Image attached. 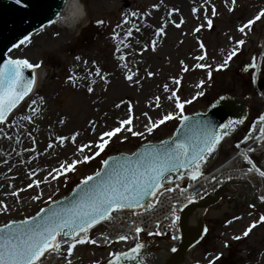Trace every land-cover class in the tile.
I'll use <instances>...</instances> for the list:
<instances>
[{
    "label": "rangeland",
    "instance_id": "obj_1",
    "mask_svg": "<svg viewBox=\"0 0 264 264\" xmlns=\"http://www.w3.org/2000/svg\"><path fill=\"white\" fill-rule=\"evenodd\" d=\"M186 2L82 0L87 16L76 29L50 26L14 51L15 58L27 60L37 69L39 82L30 99L0 125V206L9 209L0 211V226L34 216L47 203L67 195L79 180L98 172L109 155L131 153L141 143L170 136L181 121L173 118L160 124L167 113L205 111L223 94L240 96L250 82L264 78V16L245 33L238 31L244 22L264 12V0ZM205 17L212 20L211 28ZM161 28L163 32L158 31ZM239 39L245 43L236 45ZM234 48L238 51L228 66L217 70ZM201 55L203 60L196 59ZM97 68L100 75L95 74ZM86 71L95 83L91 80L83 86L76 79L83 80ZM201 91L204 95L198 96ZM253 96L256 116L247 122L244 132L264 107L261 95ZM33 99L35 105H31ZM176 103L183 104V109L176 108ZM24 116H33V120H22ZM125 119H131L133 131L144 135L133 137L122 131L99 156L84 161V155H92V151L85 148L80 152L79 147L92 143L94 151L99 135ZM151 121L156 127L148 133L145 125L152 126ZM75 133L79 136L73 143ZM65 164L71 166L62 167ZM49 172L57 178L53 180ZM36 195L40 198L33 200ZM262 216L264 211L252 210L239 199L221 200L203 216L206 234L188 259L193 264H264ZM253 224L256 226L244 236ZM236 236L240 239H234ZM145 243L153 252L163 250L160 243ZM75 257L74 264H88L98 255L80 248Z\"/></svg>",
    "mask_w": 264,
    "mask_h": 264
},
{
    "label": "snow or ice",
    "instance_id": "obj_2",
    "mask_svg": "<svg viewBox=\"0 0 264 264\" xmlns=\"http://www.w3.org/2000/svg\"><path fill=\"white\" fill-rule=\"evenodd\" d=\"M16 5H25L27 0H13ZM235 0H233V3ZM231 10V9H230ZM51 14V9L48 10ZM215 12L213 11V15ZM264 16V12H260L253 19L244 22L238 29L240 33H245L257 20ZM61 17H57L60 19ZM209 28L212 27V20L205 17ZM102 23V22H98ZM179 26V25H177ZM139 31V29H137ZM163 32V28L158 30ZM199 31V28L196 29ZM23 43V41H21ZM236 45H243L245 41L239 39L235 41ZM203 48V44L200 45ZM155 50V49H153ZM238 49L234 48L232 54L228 59L217 65V70L226 68L232 56L236 54ZM122 58V57H121ZM79 60L80 58L77 57ZM198 60H203L204 56L196 57ZM202 65H196L201 67ZM32 65L24 59L8 60L3 66H0V125H4L7 114L17 105V103L24 99L31 91V82L26 81L23 70L31 68ZM126 67V65H125ZM96 75H100L99 68L96 69ZM151 75V73H149ZM211 68H209V79H211ZM103 79V77H101ZM131 80V77H128ZM179 81H177L178 83ZM73 83H75L73 81ZM92 83H95L93 81ZM105 83L107 81L105 80ZM203 84V81H201ZM199 87V85H197ZM167 91V86H165ZM87 91L91 93L93 88L89 86ZM198 96H203L201 91L197 93ZM172 97H169L171 99ZM195 98V97H193ZM223 101L225 98L220 97ZM185 101L184 103H190ZM37 101L31 100V105H35ZM120 107L119 104L116 105ZM176 108L183 109V104L176 103ZM33 113L37 110L32 109ZM147 115V114H145ZM176 118L183 122L181 135L177 136L171 143L163 142L159 146L146 147L145 151L134 157H124L122 160L112 158V160L104 159V171L96 172L95 175L86 177L82 181L83 187L76 193L74 201L63 208H46L40 211L44 213L39 218L24 219L19 224H4L0 227V264H44L46 253L51 255L55 252L57 255L61 253L62 245L66 246L63 250L67 253L69 259L67 264H72L71 256L73 250L79 245L98 243H108L109 238L105 236L102 241L92 239L89 236L90 230L93 226L104 221L115 219L112 215L113 211L122 209H137L148 208L152 209L155 204H159V196H163L164 192L160 189L165 183L175 184V188L179 190L178 195L185 193L188 188L193 187L194 184L203 175V167L213 157L217 151L222 140L234 130L235 126L243 124V120H229L225 124H215L211 121L194 120L181 112L176 115L174 112L167 113L159 119L160 124H164L166 120ZM22 120L32 121L33 116L21 117ZM260 127L256 124H251L249 131L242 138L240 143L235 145L240 148L241 143H247L250 139H258L264 137V114L258 116ZM61 123L63 121L61 120ZM127 125V127H125ZM131 119L119 121L117 127L108 131L102 132L97 142L93 144L86 143L79 147L78 151L83 152L85 148L92 151V155H84V161L92 160L94 156H99L105 150L111 138L122 131L130 133L131 136H143L142 131H133ZM152 126L145 125L148 133L153 131L156 127V122L151 121ZM20 127H23L20 125ZM2 131V129H0ZM258 134V135H256ZM6 135V134H5ZM79 133H75L71 138V142H75ZM11 139V137H7ZM107 138V139H106ZM126 138V137H125ZM60 139H67L61 137ZM51 147V145H49ZM254 149L248 147L242 152L244 161L250 167L247 172L256 171L260 176H264V171L257 166V163L249 158L247 153L253 152ZM75 161L74 163H79ZM70 164H65L62 167H70ZM183 170V171H182ZM59 174L58 170H54ZM176 173L178 179L172 181L171 175ZM52 179L57 178L52 172H49ZM187 177L190 183L187 187H180L179 180ZM230 178V177H229ZM215 181L217 178L212 177ZM48 181L41 180L40 183H47ZM218 182V181H217ZM39 186V184H37ZM28 187H31L29 184ZM166 192L174 191L172 187H167ZM159 192V196L157 193ZM16 195V193H13ZM39 195L33 196L32 199H39ZM155 198V200H153ZM172 199H176L173 197ZM9 209L7 205L0 206V211L7 212ZM170 210L176 213L177 208L173 204ZM133 216L138 215L132 212ZM179 219V217H177ZM239 219V217L237 218ZM260 221L264 222V216L260 217ZM231 223V221H229ZM159 227V224L157 223ZM256 225H251L244 231L243 235L248 236L249 232ZM139 234L143 229L139 226L131 229L129 226V233L120 234L117 236V241H127L131 232ZM153 233H149L152 235ZM159 234V233H157ZM57 237L61 239L57 241ZM176 237H173L175 239ZM234 239L239 240L236 236ZM142 245L137 243L131 249V254L113 253L118 261L121 257L127 259H135L139 254ZM175 251V249H173ZM116 261L109 260L108 264H116Z\"/></svg>",
    "mask_w": 264,
    "mask_h": 264
},
{
    "label": "water",
    "instance_id": "obj_3",
    "mask_svg": "<svg viewBox=\"0 0 264 264\" xmlns=\"http://www.w3.org/2000/svg\"><path fill=\"white\" fill-rule=\"evenodd\" d=\"M64 3H67V0H27L25 5H16L13 0H0V66H3L8 60L21 59L13 57L16 48L24 44L28 38H30L38 31H41L52 24L54 26V23L57 21V17L62 14ZM49 9H51V14H49L48 12ZM21 41H23V43H21ZM23 72L25 80L31 82V91L29 92L30 94L35 87L36 73L34 72V69L32 67L25 68ZM260 83H264V78L260 80ZM29 94L25 96L23 100L19 101L17 105L7 114L6 120H8L9 115L17 108H19V105L29 97ZM228 95L229 94L227 93L223 94L222 97L225 96V99L223 101L218 98L213 104L208 106L204 112L197 111L194 112V114H188L186 116L194 120L211 121L218 125L225 124L229 120L245 121L247 119L246 116L248 113L246 101L242 100L240 97L237 98ZM240 125L241 124L235 126L234 130L231 131L229 135L234 133ZM182 126L183 122L181 121L173 131L174 134L170 137L164 138L162 141H152L143 144L141 143V146L138 147L135 151L131 152V154L120 152V154L117 155H110L107 159L112 160V158H116L122 160V158L124 157L131 158L134 156H138L140 153L144 152L146 147H148L149 145L159 146L163 142L171 143L177 136L181 135ZM228 136H226L225 138H227ZM216 153L217 152L213 154V157L209 158V161L203 167V170L208 166V163L215 158ZM103 171L104 165L102 164L99 172ZM92 175H95V173L89 176ZM170 179L172 181H176L178 179L177 174L173 173ZM81 187H83L82 181L71 190V193L59 199H56V201L48 203L43 209L63 208L70 205L74 201L76 193ZM223 190L224 188H221L220 192H222ZM219 202L220 197H212L209 198V200L200 203L199 205L189 204L184 209L180 216V231L182 235L180 240L181 242L178 246L173 248L175 249V251L171 249L168 253H166L162 251L153 252L147 249L148 252L146 253V248L142 246L139 254L135 259H127L126 257H121L118 261H116V257H113L112 260L116 261V264H188L187 260L190 250L200 243V240L203 238L206 232L205 222L204 219L201 218V216L199 217L197 223L191 222L190 218L197 211H199V209L208 210L210 209V206H213ZM258 209L264 211V205L258 206ZM43 214L44 213L39 211L35 214V216L24 219H38L39 216ZM22 220L13 219L7 224H19ZM3 225L0 227H3ZM145 244L146 243L144 242V245ZM124 253L130 255L131 250Z\"/></svg>",
    "mask_w": 264,
    "mask_h": 264
},
{
    "label": "built area",
    "instance_id": "obj_4",
    "mask_svg": "<svg viewBox=\"0 0 264 264\" xmlns=\"http://www.w3.org/2000/svg\"><path fill=\"white\" fill-rule=\"evenodd\" d=\"M223 175L219 177L216 181H212L210 177H200L196 182L195 185L199 186L196 191V197L199 198L200 196L207 194L209 192H213L216 190L219 186L222 180L229 179V177H236V173H233L231 171H223ZM218 181V182H217ZM194 184V182H193ZM179 190L173 191L171 193L165 192L164 196L159 197L160 203L157 204L156 207L152 208L150 212L144 214L143 216L139 215L135 218L141 220L143 223H149L150 225H153L154 227L157 226V223L159 224L161 229H164L166 227L168 231H171L174 236H176V224H175V216L177 214V211L179 210V204L177 201H181L182 197L185 196L186 192L178 195ZM173 197H176V199H172ZM177 203V204H176ZM175 205L177 208L176 213H173L170 208L171 205Z\"/></svg>",
    "mask_w": 264,
    "mask_h": 264
},
{
    "label": "clouds",
    "instance_id": "obj_5",
    "mask_svg": "<svg viewBox=\"0 0 264 264\" xmlns=\"http://www.w3.org/2000/svg\"><path fill=\"white\" fill-rule=\"evenodd\" d=\"M87 16V10L82 0H67L58 23L68 29H74Z\"/></svg>",
    "mask_w": 264,
    "mask_h": 264
},
{
    "label": "bare ground",
    "instance_id": "obj_6",
    "mask_svg": "<svg viewBox=\"0 0 264 264\" xmlns=\"http://www.w3.org/2000/svg\"><path fill=\"white\" fill-rule=\"evenodd\" d=\"M200 2V0H187V2H186V4L188 5H190V3L191 4H197V3H199ZM183 3V2H182ZM181 3V4H182ZM59 17H61V15L59 16ZM60 19H58L55 23H54V26L52 25L51 27H53V28H66V27H63V26H61L59 23H58V21H59ZM81 23V22H80ZM79 23V24H80ZM79 24H77V25H79ZM76 25V26H77ZM77 27H75L74 29H76ZM34 71H35V73H36V82L38 83L39 82V73H38V71H37V69L34 67ZM85 74H86V77L85 78H83V80L82 79H80V78H78V79H76V81L77 82H82V85L84 86V85H86V84H88L89 82H91V80L92 81H94V78H93V76H91L90 75V72H88V71H86L85 72ZM84 74V75H85ZM30 99V98H29ZM118 116V114H115L114 116H112L111 118L112 119H116V117ZM31 198V197H30ZM29 198V199H30ZM29 200H28V198H26V201H25V203H27ZM200 210L201 209H199V211H197L190 219H191V222H193V223H197L198 222V220H199V217H200V215H199V213H200ZM66 246H64L63 247V245H62V247H61V251H63V249L65 248ZM58 255L54 252L53 254H52V258H54L55 260H54V262H56V260L58 259ZM188 264H193L192 262H191V259L189 260L188 259V262H187ZM48 264V263H47Z\"/></svg>",
    "mask_w": 264,
    "mask_h": 264
},
{
    "label": "flooded vegetation",
    "instance_id": "obj_7",
    "mask_svg": "<svg viewBox=\"0 0 264 264\" xmlns=\"http://www.w3.org/2000/svg\"><path fill=\"white\" fill-rule=\"evenodd\" d=\"M263 89H264V85H263ZM254 96H251L248 100H249V115H252V114H254L255 112H256V107L253 105V104H251V99L253 98Z\"/></svg>",
    "mask_w": 264,
    "mask_h": 264
},
{
    "label": "trees",
    "instance_id": "obj_8",
    "mask_svg": "<svg viewBox=\"0 0 264 264\" xmlns=\"http://www.w3.org/2000/svg\"><path fill=\"white\" fill-rule=\"evenodd\" d=\"M250 87L247 89V90H245L244 92H243V95H246V96H248V94H250V92L252 91V89H253V83L252 82H250ZM80 181V180H79ZM78 181V182H79ZM77 184V183H76Z\"/></svg>",
    "mask_w": 264,
    "mask_h": 264
}]
</instances>
